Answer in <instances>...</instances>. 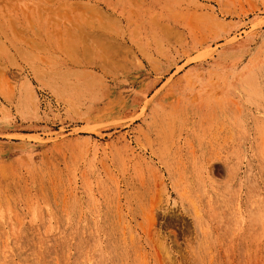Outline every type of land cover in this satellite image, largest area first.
<instances>
[{
	"label": "rangeland",
	"instance_id": "374dc122",
	"mask_svg": "<svg viewBox=\"0 0 264 264\" xmlns=\"http://www.w3.org/2000/svg\"><path fill=\"white\" fill-rule=\"evenodd\" d=\"M0 264H264V0H0Z\"/></svg>",
	"mask_w": 264,
	"mask_h": 264
}]
</instances>
